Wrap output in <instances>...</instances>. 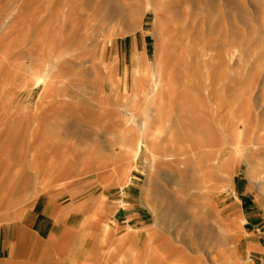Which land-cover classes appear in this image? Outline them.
<instances>
[{
	"label": "rangeland",
	"instance_id": "obj_1",
	"mask_svg": "<svg viewBox=\"0 0 264 264\" xmlns=\"http://www.w3.org/2000/svg\"><path fill=\"white\" fill-rule=\"evenodd\" d=\"M0 116V264H264V0H0Z\"/></svg>",
	"mask_w": 264,
	"mask_h": 264
},
{
	"label": "bare ground",
	"instance_id": "obj_2",
	"mask_svg": "<svg viewBox=\"0 0 264 264\" xmlns=\"http://www.w3.org/2000/svg\"><path fill=\"white\" fill-rule=\"evenodd\" d=\"M40 79L38 80V81H35L36 82V84H38V83H40ZM43 83H44V81H42ZM35 84V83H34ZM144 83H141V85L140 86H142ZM166 85H168L167 84V81L166 80H164L163 78H162V75L160 74V72H159V74L157 73V75H155V76H151V78H150V80L147 82V84H146V87L144 88V89H147V91H150V92H152L154 95L155 94H164L165 92H167V91H165V86ZM170 88V87H169ZM169 90H171V89H169ZM168 90V91H169ZM0 124H2V125H0L1 126V128L2 127H4L3 126V124H5V120H3L2 118H1V116H0ZM73 129V128H72ZM1 130V129H0ZM6 130V129H5ZM74 130V129H73ZM123 132V134H124V131H122ZM7 133V132H6ZM5 133V134H6ZM2 134V133H1ZM1 136V135H0ZM5 137V136H4ZM1 138H3V137H1ZM156 139H159L160 141H163V139L165 138V137H161L160 138V136L158 135L157 137H155ZM18 142V141H17ZM140 137H138V139H137V145L139 146V144H140ZM10 143V142H9ZM46 144H48L47 142H46ZM44 145V144H43ZM42 145V146H43ZM18 148H19V146H18ZM7 149V151H8V153H7V158H8V162L7 161H5V162H7V163H10V165H8V169H10V168H13L12 166H14V164H16V163H18L17 161H15L16 160V158H14L13 159V149H14V145L12 144V143H10V144H7L5 147H4V150H6ZM26 149H28V148H26ZM70 149V148H69ZM193 150V148H190L189 149V151H192ZM30 151H32L33 153H32V159H35V161L37 162L38 160V158H37V156H39L40 154H41V151H42V149L40 148V146H37V145H34L33 144V142H32V144H31V146L29 147V150L27 151V152H30ZM67 151V150H66ZM188 151V150H187ZM163 156V158H166V157H168L169 156V154H164V155H162ZM13 159V160H12ZM27 160V159H26ZM1 163V162H0ZM32 163V162H31ZM51 165V166H50ZM26 166H28L29 168H30V166H31V164H29L28 162L26 163ZM41 167V165L39 166V168ZM47 167L49 168V172H50V169L52 168V164L51 163H49V165H47ZM7 169V170H8ZM3 170H1L0 171V190H1V188H4V189H6L5 190V192H2L1 194H0V197H2V198H4V197H6L7 198V196H6V194H7V187H12L13 189H12V191H13V194H12V196H11V198H9L10 200H12V201H14V199H15V197H13V196H15L16 195V193H18V183H17V179L18 178H20L21 176H23L24 174L23 173H25V172H23L21 175H20V173L17 175L16 173L15 174H13V175H10V176H6V175H4L5 174V171H3ZM18 171V170H17ZM4 177V178H3ZM5 186H6V188H5ZM9 192V191H8ZM11 192V191H10ZM2 198H0V199H2ZM4 202V201H3ZM11 202V201H10ZM0 203H1V200H0ZM8 203H9V201H8ZM166 204H167V206H172V202H170V201H167L166 202ZM2 205V204H1ZM5 205V204H4ZM17 205V204H16ZM24 206V205H23ZM27 207H28V204H27ZM8 208V207H7ZM5 209V208H4ZM3 210V209H2ZM8 210V209H7ZM6 210V211H7ZM15 211V210H14ZM18 215H19V213H17L16 212V214H15V212H11V214H10V216L11 217H14L15 219L17 218L18 220H20L21 221V219H19L18 218ZM8 216V215H7ZM25 219V218H24ZM8 264V263H7Z\"/></svg>",
	"mask_w": 264,
	"mask_h": 264
},
{
	"label": "crops",
	"instance_id": "obj_3",
	"mask_svg": "<svg viewBox=\"0 0 264 264\" xmlns=\"http://www.w3.org/2000/svg\"><path fill=\"white\" fill-rule=\"evenodd\" d=\"M32 203H33V202H32ZM32 203H31V204H32ZM29 207H31V208H29V211L27 212V216H26V218L24 217V215L19 216V219L22 218L21 221L19 220V222H23V220H26V219H29V218L35 217L36 214L40 213V210H41V212L43 213L42 209L45 208V207L43 206V201H42V200H38L37 202L33 203V204L30 205ZM33 208H35L36 211H37V212L39 211V212L36 213V212L31 211V209H33ZM24 218H25V219H24ZM47 222H48V220L46 219V217H45L44 214H38L37 219H36L35 224H34V227H35V229H37V230H41V229H43V228L46 229V228H47V225H46ZM26 224H27V223H26ZM23 226L27 227L26 225H23ZM23 226H21V232H23V233L28 232V231L26 230V228L23 227ZM6 262H7L8 264L15 263L13 260H7Z\"/></svg>",
	"mask_w": 264,
	"mask_h": 264
}]
</instances>
